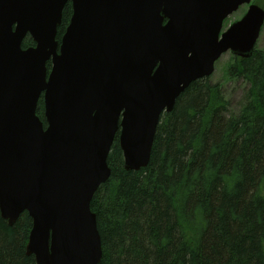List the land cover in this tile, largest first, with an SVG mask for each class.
<instances>
[{"label":"water","instance_id":"water-1","mask_svg":"<svg viewBox=\"0 0 264 264\" xmlns=\"http://www.w3.org/2000/svg\"><path fill=\"white\" fill-rule=\"evenodd\" d=\"M263 26L253 0H0V214L29 213L36 264L101 262L91 203L115 138L126 170L147 167L164 112L228 51L250 57Z\"/></svg>","mask_w":264,"mask_h":264},{"label":"trees","instance_id":"trees-1","mask_svg":"<svg viewBox=\"0 0 264 264\" xmlns=\"http://www.w3.org/2000/svg\"><path fill=\"white\" fill-rule=\"evenodd\" d=\"M63 13L60 41L71 3ZM32 45L28 35L23 47ZM226 71L250 86L239 107L210 77L194 81L161 116L147 167L126 170L115 138L111 176L91 203L99 264H264V46ZM38 107L46 123L43 97ZM32 227L26 211L12 225L0 214V264H36Z\"/></svg>","mask_w":264,"mask_h":264},{"label":"rangeland","instance_id":"rangeland-1","mask_svg":"<svg viewBox=\"0 0 264 264\" xmlns=\"http://www.w3.org/2000/svg\"><path fill=\"white\" fill-rule=\"evenodd\" d=\"M254 3L257 5H261L264 8V0H253ZM248 6L244 5L240 9H238L235 13L231 14L228 19L224 23V29L227 28L230 24L236 22L238 19H241L242 16L247 12ZM257 46L263 47L264 46V26L261 32V36L259 38ZM233 57H236L231 52H227L224 54L217 62H216V70L211 75L210 79L213 83H219L223 93L225 94L226 99H229L230 104L234 110H236L240 102L242 101V97L244 92L249 89V84L244 81L243 79L239 78V80H228L227 75V65L229 62L232 61Z\"/></svg>","mask_w":264,"mask_h":264},{"label":"flooded vegetation","instance_id":"flooded-vegetation-1","mask_svg":"<svg viewBox=\"0 0 264 264\" xmlns=\"http://www.w3.org/2000/svg\"><path fill=\"white\" fill-rule=\"evenodd\" d=\"M166 23H167V20L163 24H166Z\"/></svg>","mask_w":264,"mask_h":264}]
</instances>
